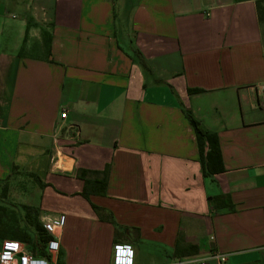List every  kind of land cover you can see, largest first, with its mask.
<instances>
[{
	"label": "crops",
	"instance_id": "obj_1",
	"mask_svg": "<svg viewBox=\"0 0 264 264\" xmlns=\"http://www.w3.org/2000/svg\"><path fill=\"white\" fill-rule=\"evenodd\" d=\"M257 2L0 0V240L35 237L27 206L57 264H264ZM187 110L218 137L214 177ZM78 170L105 194L83 197Z\"/></svg>",
	"mask_w": 264,
	"mask_h": 264
},
{
	"label": "trees",
	"instance_id": "obj_2",
	"mask_svg": "<svg viewBox=\"0 0 264 264\" xmlns=\"http://www.w3.org/2000/svg\"><path fill=\"white\" fill-rule=\"evenodd\" d=\"M257 13L259 20L264 21V8L260 5V2H257ZM191 91L200 92L202 90L194 89ZM185 116L189 121V123L192 125L195 132L198 157L201 163L203 175L207 177H214L215 175L219 174L222 170V157H221V149H220L218 137L215 133L205 130L201 126L200 122L192 116L190 111L188 110L185 111ZM88 173L89 172L85 170H78L77 172V176H79L83 180V187L81 190L82 196L87 199L89 195L105 194L106 186H107L105 173L102 172L103 177H101V179L98 178L88 179L86 177ZM209 199L212 200L216 205H219L220 202H223L224 206L227 207L228 209L233 208V204L228 195H218L215 197H210ZM91 206L99 220L107 221L115 225V232H114L115 237L122 235L121 230L118 229L119 227L116 226L115 221L109 212H105L104 209L96 205L92 204ZM24 209L26 211L25 222L33 226L34 231L36 232L35 237H31L25 231L15 228L11 231V234L8 236V238L5 239H14V240L30 243L32 245V250L35 251L36 255L45 256L46 252L42 244L47 242V240L50 239L51 236H48L44 233V230L42 229L41 225L35 219L30 220L29 208L27 206H24ZM0 237H5V236L0 235ZM180 239H181L180 236L177 237V241L175 244L177 250L181 249L179 246ZM188 252L189 251L184 250L182 253L183 255H186L188 254ZM190 252L191 254L196 253L195 248H193V251Z\"/></svg>",
	"mask_w": 264,
	"mask_h": 264
},
{
	"label": "built area",
	"instance_id": "obj_3",
	"mask_svg": "<svg viewBox=\"0 0 264 264\" xmlns=\"http://www.w3.org/2000/svg\"><path fill=\"white\" fill-rule=\"evenodd\" d=\"M264 92V85L262 86ZM66 112L61 113V118H65ZM62 222V216L60 217ZM44 246L46 255H36L35 251L32 250V245L19 240L14 239H2L0 240V264H57L56 254L59 250V242L55 238H50L42 244ZM208 257H215L219 262L226 260L225 255L218 253L210 254ZM203 259H191L184 260L182 258L171 260L164 264H182L186 261L197 262L198 264H207L206 260Z\"/></svg>",
	"mask_w": 264,
	"mask_h": 264
},
{
	"label": "rangeland",
	"instance_id": "obj_4",
	"mask_svg": "<svg viewBox=\"0 0 264 264\" xmlns=\"http://www.w3.org/2000/svg\"><path fill=\"white\" fill-rule=\"evenodd\" d=\"M1 203L4 204V199H2V197H1V188H0V205H1ZM19 212H20V209H19ZM21 223H22V222H21Z\"/></svg>",
	"mask_w": 264,
	"mask_h": 264
}]
</instances>
